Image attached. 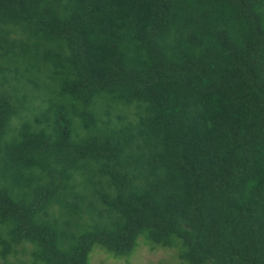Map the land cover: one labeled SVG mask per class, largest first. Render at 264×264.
<instances>
[{
	"label": "trees",
	"instance_id": "obj_1",
	"mask_svg": "<svg viewBox=\"0 0 264 264\" xmlns=\"http://www.w3.org/2000/svg\"><path fill=\"white\" fill-rule=\"evenodd\" d=\"M0 230L33 264H264V0H0Z\"/></svg>",
	"mask_w": 264,
	"mask_h": 264
},
{
	"label": "rangeland",
	"instance_id": "obj_2",
	"mask_svg": "<svg viewBox=\"0 0 264 264\" xmlns=\"http://www.w3.org/2000/svg\"><path fill=\"white\" fill-rule=\"evenodd\" d=\"M10 78L13 77L12 72L6 73ZM11 85L20 86L16 81L11 80ZM9 85H5L4 88H8ZM25 91H17V94L22 96L27 94L28 103L26 109L21 110L20 114L25 117H31L34 113H37L39 109L36 108L42 103V100L47 98L43 94L42 90H31L30 87ZM30 103V104H29ZM122 115L123 120L118 121L117 116ZM110 120L112 124L127 125L130 122H135V115L129 113H122L120 109L110 110ZM16 124V123H15ZM79 181V177L76 178ZM1 232V230H0ZM3 236V234H0ZM2 247L0 245V264L4 263H23L33 264L32 246L27 245H15L12 248V252L5 258L1 254ZM88 264H185L179 257V251L177 249H163L161 247H154L146 244L143 240H139L138 246L132 255L127 257H113L106 251L94 248L90 253Z\"/></svg>",
	"mask_w": 264,
	"mask_h": 264
}]
</instances>
